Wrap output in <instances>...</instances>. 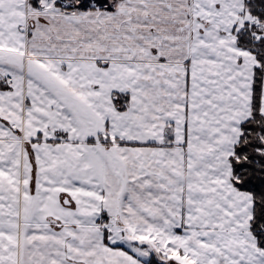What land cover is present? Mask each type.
Listing matches in <instances>:
<instances>
[{
	"label": "snow or ice",
	"instance_id": "snow-or-ice-1",
	"mask_svg": "<svg viewBox=\"0 0 264 264\" xmlns=\"http://www.w3.org/2000/svg\"><path fill=\"white\" fill-rule=\"evenodd\" d=\"M0 264H264V0H0Z\"/></svg>",
	"mask_w": 264,
	"mask_h": 264
}]
</instances>
